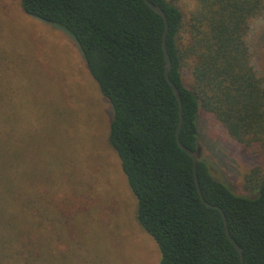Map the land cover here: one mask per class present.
Segmentation results:
<instances>
[{"label": "trees", "instance_id": "16d2710c", "mask_svg": "<svg viewBox=\"0 0 264 264\" xmlns=\"http://www.w3.org/2000/svg\"><path fill=\"white\" fill-rule=\"evenodd\" d=\"M149 1L165 13L169 79L182 104L179 139L197 156L203 198L223 211L243 264H264V168L245 173L246 195L236 194L202 157L199 129L200 115H210L247 155L264 157V82L247 44L264 0ZM18 7L74 40L108 101L107 143L136 199L135 221L157 246L158 264H240L220 212L202 203L192 160L176 142L179 107L164 76L163 19L143 0H18ZM2 104L0 264H61L58 191L27 177L26 155L17 152L25 147L21 129ZM68 185L65 208L82 193Z\"/></svg>", "mask_w": 264, "mask_h": 264}, {"label": "rangeland", "instance_id": "374dc122", "mask_svg": "<svg viewBox=\"0 0 264 264\" xmlns=\"http://www.w3.org/2000/svg\"><path fill=\"white\" fill-rule=\"evenodd\" d=\"M249 28L252 65L264 82V13ZM0 60V103L21 129L25 147L17 152L26 155L27 177L58 191L54 200L65 219L61 264H158L157 246L135 221L136 199L107 143L109 103L74 40L23 14L18 0H0ZM199 129L202 157L222 182L246 195L242 177L264 168L263 155H247L210 115H200ZM68 184L82 193L65 208Z\"/></svg>", "mask_w": 264, "mask_h": 264}, {"label": "water", "instance_id": "95a60500", "mask_svg": "<svg viewBox=\"0 0 264 264\" xmlns=\"http://www.w3.org/2000/svg\"><path fill=\"white\" fill-rule=\"evenodd\" d=\"M143 1L151 10H153L156 14H158L164 21V31H163V35H162V50H163L164 62H165V64H164V76H165L167 82L169 83V85H170V87H171V89H172V91H173V93L177 99L178 107H179V121H178L177 129H176V142H177L178 146L186 154H188L192 160L194 181H195L196 189H197V192L199 194V197H200L202 203L205 204L207 207H212L214 209H217L220 212V214L223 218V222H224L225 235L227 236L229 241L232 243V245L234 246V248L238 252L239 258H240V264H243V255H242L241 248L238 246V244L234 241V239L229 234V230H228V226H227V220H226V217H225L223 211L219 207L213 206V205L207 203L203 198V195L201 193V189L199 186V182H198L197 171H196V163H197L196 154L194 152H192L191 150L187 149L185 146H183L180 142V139H179V132H180L181 124H182V104H181V98H180V95H179L177 88L169 79V71L171 69V61H170V57H169V54H168L167 48H166V40L165 39H166V33H167V21H166L165 13L162 11V9L159 6L152 4L149 0H143Z\"/></svg>", "mask_w": 264, "mask_h": 264}]
</instances>
